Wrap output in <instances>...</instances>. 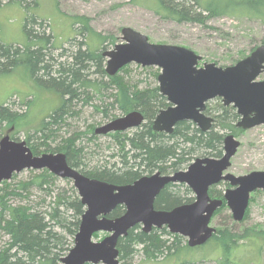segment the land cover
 <instances>
[{
	"label": "trees",
	"instance_id": "obj_1",
	"mask_svg": "<svg viewBox=\"0 0 264 264\" xmlns=\"http://www.w3.org/2000/svg\"><path fill=\"white\" fill-rule=\"evenodd\" d=\"M136 1L161 18L177 23L207 26L211 19L229 15L233 18L258 19L264 24V0ZM40 18L42 19L38 15L27 14L24 24L26 40L23 43L6 44L0 41V71L9 72L17 65H25L35 79L53 85L62 96L61 106L43 120L41 128L33 134L27 132L26 142L34 155L46 152L65 153L70 166L83 174L123 185L155 171L171 174L186 169L197 157H221L225 131L235 135L241 131L236 127L239 116L235 108L225 106L219 98L216 99L215 107L207 103L205 112L207 115L212 114L210 116L214 118L208 131H202L192 121L178 122L171 134L155 131L153 120L161 109L169 105L158 86L140 88L139 84L127 81L119 72L114 76L108 75L103 67V52L95 49L96 46L92 44L71 54V60L52 63L50 49L55 47V35L51 33L46 36L39 32V27L42 28L43 25V22L38 21ZM77 23L80 27L69 42L74 41L76 35H97L91 30L89 19L85 16L76 17L73 25ZM35 24L38 25V30L34 29ZM101 41L116 44L112 37H101ZM262 43L264 44V38ZM92 67H95L93 72ZM93 74H100L101 78L92 77ZM103 77H107L108 81L103 80ZM94 98L101 99V105H96L95 108L104 112L103 119H110L112 109L122 114L139 110L144 115V122L140 127L107 134L118 147L120 165L118 162L111 165L107 162L92 169L84 161L85 146L78 143L86 133L79 132L68 137L58 134L67 125V121L78 114V103L88 105ZM17 114L5 103L0 105V127L5 121L8 128L18 126L22 118ZM12 138L19 140L14 135ZM97 138L93 129L90 139ZM56 140L55 146H52V142ZM85 163L92 170L81 169ZM15 175L17 174L13 178ZM57 183L58 177L47 169L28 180H19L15 185L8 181L2 182L0 264H62V258L74 245L85 206L73 187L65 189L58 187ZM34 193L43 195L40 202L31 199ZM209 193L212 198L224 200L223 191L215 187ZM194 199L188 186L170 183L157 196L155 207L169 210L191 203ZM224 207H227L225 201L220 209ZM124 212V206H117L110 217H118ZM261 233L258 231V234ZM255 235L254 230H245L242 234L228 228L220 230L207 242L212 246L208 248V253H202V257L207 258L209 253H217L221 256L215 264H239L233 256V252L240 246L237 243L242 239L253 240ZM118 247L122 260L133 257L139 250L144 258L143 263H156L165 259H173L176 263H194L195 258L188 260L185 256L196 255L195 251L203 246L191 248L184 237L171 233L167 227L145 232L137 225L120 237ZM182 256L185 258L180 259Z\"/></svg>",
	"mask_w": 264,
	"mask_h": 264
},
{
	"label": "water",
	"instance_id": "obj_2",
	"mask_svg": "<svg viewBox=\"0 0 264 264\" xmlns=\"http://www.w3.org/2000/svg\"><path fill=\"white\" fill-rule=\"evenodd\" d=\"M122 40L103 52L108 75H116L131 63L161 68L159 90L169 106L161 109L153 120L155 131L171 134L181 121H192L202 131H208L214 118L205 113L207 103L218 97L225 106L236 109L237 128L264 124V80H258L264 73V44L233 65L221 67L212 62L199 68L202 56L186 47L152 43L145 34L130 27L122 29ZM143 122L144 115L133 110L97 127L95 133L125 132ZM223 144L221 157H197L186 170L173 174L156 171L133 183L118 185L83 174L70 166L65 153L34 155L25 140L17 141L6 134L0 140V183L29 169H47L57 177L72 180L85 212L74 245L62 258V264H121L119 239L137 225L145 232L167 227L171 233L187 238L190 247H198L215 233L210 223L224 201L234 220L244 219L251 193L264 189V171L241 176L227 172L240 141L229 133ZM220 182L233 187L225 191L224 200L213 199L209 194L210 187ZM170 183L186 184L195 200L169 210L157 209V196ZM117 206H124L125 212L110 217ZM98 233L107 235L95 241L94 235Z\"/></svg>",
	"mask_w": 264,
	"mask_h": 264
},
{
	"label": "rangeland",
	"instance_id": "obj_3",
	"mask_svg": "<svg viewBox=\"0 0 264 264\" xmlns=\"http://www.w3.org/2000/svg\"><path fill=\"white\" fill-rule=\"evenodd\" d=\"M27 14L42 17L38 19L43 22L42 28L39 27V32L46 36L51 33L55 35V47L50 49L53 56L52 63L71 60V54L79 48L85 49L88 44L96 46L95 49L102 52L111 50L115 44H110V40V42L103 43L101 37H112L116 40V44L121 43L124 27H130L145 34L152 43L183 46L193 50L202 56L199 66L212 62L221 67L232 65L263 44L264 38V24L258 19L233 18L223 15L211 19L207 26L177 23L161 18L153 10L137 3L136 0H0L1 42L20 44L26 40L24 24ZM80 16L89 19L91 30L98 36L91 33L76 35L74 41L69 42L80 27L79 23L73 25L76 17ZM34 29L38 30L37 24ZM106 65L107 58L103 61V67L106 68ZM93 70L95 67H92L91 71ZM160 73L161 68L158 66L143 67L135 63L126 65L119 72L127 81L139 84L140 88L149 85L159 87L158 75ZM99 75L93 74L92 77L101 78ZM263 79L264 73L258 77V80ZM103 80L108 81V78L103 77ZM216 99L208 104L215 107ZM100 100L94 98L88 105L79 102L76 106L78 114L68 120L67 125L63 126L58 133L63 137L79 132L86 133L78 143L85 146L84 161L92 169L107 162L109 165L114 162L121 164L119 163L121 159L119 150L112 137L97 135V139H90L93 129L124 115L112 109L110 119H103L104 112L97 111L95 108L96 105H101ZM3 103L8 105L12 112L18 113L19 118L22 119L18 122V126L10 127L11 129L8 128L6 121L3 122L0 127V139L10 134L17 139L26 140L27 132L33 134L39 130L43 120L61 106L62 96L53 85L35 79L25 65H17L12 71H0V105ZM239 129L241 131L238 135H234L240 141V147L232 157V164L227 172L241 176L252 171H264V124L250 129ZM224 134H229V131H225ZM56 142L57 140L52 142V146H55ZM87 163L81 169L92 170ZM39 172L42 170H24L8 182L15 185L17 181L28 180ZM3 185L0 184L1 187ZM57 186L65 189L73 187L78 195L72 180L58 177ZM214 187L223 193L228 188H233L228 182H221ZM42 196L40 193H34L31 199L40 202ZM246 213V219L238 222L233 219L228 206L223 209L219 208L212 217L211 226L216 229V233L226 228L239 234L245 230L247 232L254 230L255 238L253 240L242 239L238 242L240 246L233 252V256L239 264H264V189H258L251 194ZM258 231L262 233L258 234ZM106 234L99 233L94 240L98 241ZM4 239L7 240L6 237ZM185 242H187L186 238ZM208 243L197 249L196 255L185 256L188 260L195 258L194 263H176L173 259L143 263L144 258L139 250L129 259L122 260L120 256L119 259L121 264H215L220 254L209 253V257H202V253H208V248L212 246ZM185 257L182 256L180 259Z\"/></svg>",
	"mask_w": 264,
	"mask_h": 264
},
{
	"label": "flooded vegetation",
	"instance_id": "obj_4",
	"mask_svg": "<svg viewBox=\"0 0 264 264\" xmlns=\"http://www.w3.org/2000/svg\"><path fill=\"white\" fill-rule=\"evenodd\" d=\"M133 111V110H132ZM184 170V169H183ZM180 171V170H179ZM161 172V171H160ZM151 175V174H150ZM221 183V182H220ZM177 184H183V183H177ZM186 185V184H185ZM187 186V185H186ZM215 186V185H214ZM213 186L210 187V189H212ZM190 189V188H189ZM210 189H209V192H210ZM191 190V189H190ZM210 194V193H209ZM194 195V194H193ZM215 199V198H214ZM226 203V202H225ZM121 262V261H120Z\"/></svg>",
	"mask_w": 264,
	"mask_h": 264
}]
</instances>
